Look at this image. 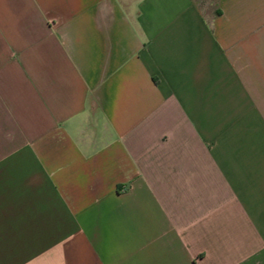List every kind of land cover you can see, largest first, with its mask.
<instances>
[{
    "label": "crops",
    "instance_id": "0c3cea01",
    "mask_svg": "<svg viewBox=\"0 0 264 264\" xmlns=\"http://www.w3.org/2000/svg\"><path fill=\"white\" fill-rule=\"evenodd\" d=\"M0 264H264V0H0Z\"/></svg>",
    "mask_w": 264,
    "mask_h": 264
}]
</instances>
